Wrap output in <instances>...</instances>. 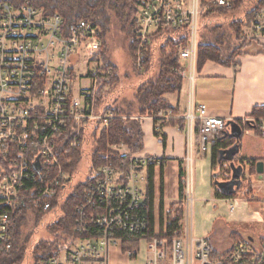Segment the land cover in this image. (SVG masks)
I'll return each mask as SVG.
<instances>
[{
  "label": "built area",
  "instance_id": "1",
  "mask_svg": "<svg viewBox=\"0 0 264 264\" xmlns=\"http://www.w3.org/2000/svg\"><path fill=\"white\" fill-rule=\"evenodd\" d=\"M133 1L135 26L130 44L137 70L143 69L155 34L180 33L173 47L180 64L175 72L188 85L187 108L181 119L188 132L198 131V149L208 153L214 139L228 127V120L210 116L205 106L191 102L199 17L209 5L229 10L231 2L212 0L201 7L200 0ZM183 36L185 44L180 40ZM242 36L251 42L264 41V5L255 11ZM170 49L165 47L166 54ZM101 53L100 30L87 21L66 25L61 15L46 14L31 0L19 6L0 3V255L11 250L9 234L17 208L55 210L50 200L64 197L73 187L55 150L59 136L70 137L71 149L84 147L92 142L93 133L97 137L115 118L95 111L99 83L113 73L103 64ZM81 57L90 85L76 89L74 70ZM151 118L160 132L177 115L160 110ZM257 123L264 136V119ZM108 150L121 161L100 166L97 179L84 189L73 215L76 239L56 257L38 264H108L109 249L116 243L121 246L122 232L143 236L140 245L147 244L149 264H264V240L260 239L252 243L240 238L223 253L214 252L207 239L189 236L174 239L167 247L158 239L160 230L154 221V237L147 240V215L138 211L145 198L147 167L160 162L130 152L123 143ZM36 161L39 171L34 168ZM189 162L188 158L183 192L186 208L192 202ZM237 206L236 201L230 204V212ZM133 256L134 252L126 253L128 259Z\"/></svg>",
  "mask_w": 264,
  "mask_h": 264
},
{
  "label": "trees",
  "instance_id": "2",
  "mask_svg": "<svg viewBox=\"0 0 264 264\" xmlns=\"http://www.w3.org/2000/svg\"><path fill=\"white\" fill-rule=\"evenodd\" d=\"M24 1L26 0H0V3L19 6ZM207 1L212 0H200L201 7H204ZM229 1L231 2V9L229 10L209 5L200 13L196 72L200 71L207 61L230 66L235 56L241 54L243 29L249 25L255 11L264 5V0ZM31 4L46 14L57 13L61 15L66 25L84 20L99 28L103 48L101 59L105 67H110L113 73L107 81L99 83L95 111L98 114H111L115 118L109 122L106 128L99 131L98 138L96 133L92 135L93 148L88 160L89 176L85 180L75 181L77 176L75 168L82 160L80 151L83 147L71 149L69 147L70 137L67 135L59 136L55 150L60 155L62 168L67 172L69 183H72L73 187L66 192L64 197L60 196L50 200L52 208L55 210L39 212L30 211L24 207L17 208V214L9 234L11 250L0 255V264H24L30 261L38 264L54 258L62 250L68 249L77 237L73 215L76 207L82 201L84 189L97 179L96 171L100 166L110 161L115 163L121 161L118 156L108 150L109 146L123 143L128 146L132 153L140 152L143 149V134L139 118L151 117L160 110H170L174 115H178V108L173 107L165 99V96L179 94L183 86V80L175 72L180 68V64L173 50L174 45L179 42L176 36L180 33L166 30L151 38V44L145 57V65L141 71L135 68L134 61L132 63L135 76L143 79L137 86L133 99L109 103L111 102L109 101L111 90L117 85L118 68L107 59L105 53L106 40L113 37L117 32H121L129 39L130 53H132L130 43L134 37L136 10L133 0H31ZM180 40L185 44L187 38L183 36ZM167 46L171 47L168 54L165 52ZM259 119H264V107L254 108L245 122L232 121L241 132L238 145L237 140L230 137L227 127L212 142V189L216 200L229 201L234 198L236 193L235 190L234 194L228 196L220 192L216 186V183L230 181L232 177L229 164L220 160L222 152L237 145L238 153L233 158L237 165L233 164L234 167L243 169V175L238 179L241 181L240 188L246 178L244 177L245 174L249 177L256 174L257 160L244 162L242 158L238 157L242 135L245 131L259 133L257 123ZM178 122L171 121L169 124ZM229 124L227 122L226 126ZM154 134L159 143L165 145L164 135L156 130ZM223 167H227V173L224 177L216 170L218 168L220 171ZM219 177H222V180ZM178 180L179 201L171 205L164 215L160 211L159 224L160 228L164 227V229L160 230L158 239L165 242L167 247L174 239L182 237L180 222L183 220L186 205L183 194L185 171L181 167L178 172ZM162 189L163 183L161 182L160 193H162ZM251 189L252 187L249 186L246 192L251 194ZM138 212L147 215L148 228L145 231V238L151 240L154 237V165L147 167L145 198ZM29 217L31 218L29 221H32V228L25 232L24 228L29 223ZM38 229H44L46 237L34 238ZM119 236L122 238V254L134 252V256L129 260H136L143 236L130 235L125 232L120 233Z\"/></svg>",
  "mask_w": 264,
  "mask_h": 264
},
{
  "label": "crops",
  "instance_id": "3",
  "mask_svg": "<svg viewBox=\"0 0 264 264\" xmlns=\"http://www.w3.org/2000/svg\"><path fill=\"white\" fill-rule=\"evenodd\" d=\"M184 65L185 63L182 67ZM184 84L180 91V98L176 97L172 100L170 97L172 95L165 96V99L179 110L177 118L173 120L179 122L164 125L160 129V133L165 137V145L159 143L155 137L154 120L151 117L139 118L143 134V149L137 153L160 162L154 166V221L156 228L158 226L159 230L164 229V227L160 228L159 224L160 211L164 215L171 205L179 201L178 172L180 167L186 171L189 158L192 197L195 193L196 204L194 208L191 206L190 211L186 212L187 226L184 238L187 236L194 239L205 238L216 253L229 250L232 244L240 238L255 243L259 237L245 235L248 231L241 227L254 220L264 224V211L251 207L252 205L257 206L256 204L259 205L261 202L264 203V197L257 198L259 192L256 188V183L263 181H259L256 174L251 176L252 192L257 203L239 200L238 206L232 212L229 210L228 200L214 198L211 150L205 154L199 151L198 131L188 132L183 119H181L188 103V85ZM191 102L194 106H205L208 115L226 119L228 123L238 120L244 122L249 118L254 108L264 107V41L253 42L242 49L241 54L235 56L230 66L207 61L201 70L196 72ZM227 130L231 133L230 124ZM251 133V131H245L242 135L238 158H242L244 162L249 160L264 162V138L256 135L258 147L256 145L251 147ZM244 136L247 140L243 142ZM232 162L235 163L234 159ZM161 182L163 183L162 193H160ZM241 209L242 211H240ZM246 209H251L253 212L246 215L244 214ZM192 218L198 219L196 225L192 223ZM232 235L235 236V239H232ZM260 238L264 239V235ZM118 254L123 255L121 248L118 249ZM123 256L126 257V255ZM107 260L108 264H112L109 262V252ZM126 261L127 263L132 262L129 259ZM118 263L120 264V262Z\"/></svg>",
  "mask_w": 264,
  "mask_h": 264
},
{
  "label": "rangeland",
  "instance_id": "4",
  "mask_svg": "<svg viewBox=\"0 0 264 264\" xmlns=\"http://www.w3.org/2000/svg\"><path fill=\"white\" fill-rule=\"evenodd\" d=\"M249 8V7H247ZM244 30V29H243ZM243 38V36H242ZM243 45H242V49H244L245 47H247L249 44L253 43L251 41H248L247 39L243 38ZM102 42V41H101ZM103 50V48H102ZM106 56L107 59L118 68V81H117V85L114 87V89L111 90V95H109V103H112L113 101H122V100H131L133 99V95L137 89V86L139 85V83L143 80V79H139L135 76L133 70H132V63H133V54L130 53V45H129V39L127 38V36H125V34L121 33V32H117L113 37L108 38L106 40ZM132 51V49H131ZM102 54V53H101ZM157 59V56H156ZM156 70H157V65H156ZM75 75L77 77V85H76V89L82 87H89V82L85 79V62L83 60V58H80V62L77 65V67L75 68ZM82 78H79V77ZM183 80V79H182ZM183 82L185 83V81L183 80ZM183 83V84H184ZM185 85V84H184ZM172 100L176 97L180 98V93L179 94H174L172 96ZM257 136H261L264 137L263 135H261V133H256L252 132L250 134V141H252L251 147H255L254 145H256V147H258V139ZM256 137V138H255ZM98 138V137H97ZM243 142L247 140V138L244 136L242 138ZM93 148V143L92 142H88L80 151L81 153V157L82 160L80 162V164L75 168L76 169V174L77 176L75 177V181L77 182V180H85V178H87V172H88V160H89V155L91 154ZM129 149V148H128ZM131 152V151H130ZM138 154V153H136ZM237 161V160H236ZM236 164V163H235ZM227 167H223L221 168V170L219 171V169L217 168L216 170H218L219 173H221L222 177H224V175L227 173L226 170ZM247 171V168H246ZM222 177H219L220 179ZM245 180L242 182L241 188L236 190V193L234 194V198L231 199L228 203L232 204L234 203V201H236L238 203L239 200L241 201H249L250 203H257L256 202V198L255 196H253V192H251V194H249L248 192H246V190L248 189L249 186H252V177H249L247 174L244 175ZM222 180V179H221ZM251 182V183H250ZM256 188L258 190V196L257 198H262L264 197V183H256ZM252 191V189H251ZM214 192V190H213ZM195 193L192 197L193 202H191V204L189 205V210L191 206L194 208L195 204H196V199H195ZM252 205V208H258L259 211L263 210L264 211V203L261 202L259 205L256 204ZM170 208V207H169ZM168 208V209H169ZM185 210V216L183 218V220L181 221V226H182V238L184 239L185 236V232H186V226H187V222H186V212L187 209ZM221 208V205H220ZM242 211V209L240 210ZM253 211L247 210L244 211V214H248L250 215V213H252ZM194 216V214H193ZM31 218L29 217L28 221ZM197 218H192V223L193 224H197ZM45 224V223H44ZM32 228V221H29L27 227H25V232H28L29 229ZM236 228V227H235ZM243 230H247L248 232H246L245 235H254L257 236L260 240H264L260 237H262V235H264V224L262 222L259 221H251L245 224V226L242 225L241 227ZM244 234V233H243ZM46 237V233L44 231V229H38L34 238H44ZM232 239H235V236L232 235ZM121 246L118 245V243H116L115 245H113L112 247H110L109 249V262L112 264H119L118 262H120V264H149V253L147 250V244L142 243L139 246V251L136 257V260L132 261L131 263H127V257L123 256V255H119L118 254V249H120ZM162 264V263H161Z\"/></svg>",
  "mask_w": 264,
  "mask_h": 264
},
{
  "label": "water",
  "instance_id": "5",
  "mask_svg": "<svg viewBox=\"0 0 264 264\" xmlns=\"http://www.w3.org/2000/svg\"><path fill=\"white\" fill-rule=\"evenodd\" d=\"M230 126L232 128L230 137L235 138L237 140V145H238V139L241 135L240 129L236 125H234L232 122L230 123ZM237 145H235L232 149L221 153L222 157L220 160L229 162L228 167L230 168L232 172V175H231L232 177L230 181L216 183V186L220 192L228 196L234 194L235 190L240 188L241 181L238 179H240V177L243 175V169L241 167H234V164L232 162L234 156L238 153ZM34 168L37 171L40 170L38 161L34 163ZM255 173L257 175L258 180L264 182V162L258 161L256 163Z\"/></svg>",
  "mask_w": 264,
  "mask_h": 264
}]
</instances>
